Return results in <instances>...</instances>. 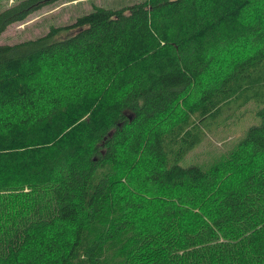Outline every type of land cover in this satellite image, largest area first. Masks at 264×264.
<instances>
[{
    "label": "trees",
    "instance_id": "trees-1",
    "mask_svg": "<svg viewBox=\"0 0 264 264\" xmlns=\"http://www.w3.org/2000/svg\"><path fill=\"white\" fill-rule=\"evenodd\" d=\"M58 1L6 7L0 35ZM262 1L94 7L0 45V264H264V162L233 168L264 154ZM247 107L227 155L185 162Z\"/></svg>",
    "mask_w": 264,
    "mask_h": 264
},
{
    "label": "rangeland",
    "instance_id": "rangeland-1",
    "mask_svg": "<svg viewBox=\"0 0 264 264\" xmlns=\"http://www.w3.org/2000/svg\"><path fill=\"white\" fill-rule=\"evenodd\" d=\"M20 0H2L0 2V11L5 9L8 6L13 5V3L17 4ZM142 0H60L55 5H50L44 7L33 14H31L25 21L21 23H17L14 25L9 26L1 35H0V45H12L15 43H19L22 41L33 40L37 37L45 34L50 27L64 25L67 23L72 22L75 18L82 15L83 13L90 12L94 7H102L106 9H118L126 5L133 4L135 2H140ZM144 1V0H143ZM247 2L244 5L243 15L249 10L254 9L263 10V7L260 4L263 2L259 0L260 4L254 5V0H246ZM248 7V8H247ZM252 19V18H251ZM250 18H247L248 22H253ZM261 38L257 40V46L260 43H264V33L261 34ZM229 43L223 45V47H228ZM256 46V48H257ZM230 47V46H229ZM255 48V49H256ZM253 49L252 51H254ZM224 54H219L222 56ZM228 60L227 58L223 57L221 60L218 61V67L220 64ZM225 65V63L223 64ZM220 68V67H219ZM218 69V68H217ZM222 69V68H220ZM223 70V69H222ZM215 72H211L206 78L213 77L212 74ZM52 76L55 77V74L52 72ZM201 78L199 83L201 85H207L206 82L208 81ZM201 88V87H199ZM203 89V88H201ZM258 122V118L254 112L252 107H247L244 111V117L241 119L239 123H230L226 127H224L219 133L215 132L212 134L206 135V140H203L202 143L197 146L193 151H191L186 159L185 162H192V163H201L203 164L206 162L214 153H226V155L238 144V142L242 138L241 130L242 128L248 127L250 125H255ZM238 139H240L238 142ZM240 159H238L233 168L234 170L240 172L243 167L236 165V163L240 160L241 163L250 164L252 167L260 166L264 162V154H255L250 148L248 149H240L239 150ZM182 164V163H181ZM127 171L122 172L119 175V181L123 182L126 180L128 176H126ZM227 173L224 171L222 174ZM229 176V175H227ZM138 175L136 176L137 179ZM223 182L231 183L234 180L230 179L225 176L221 178ZM23 192H27L24 190ZM160 191H154V193H159ZM166 194V192H164ZM6 195L7 193H3L2 195ZM160 194V193H159ZM1 195V194H0ZM190 191H183L182 195L178 198L186 199L189 197ZM173 199V198H169ZM179 211H185L184 207L179 203L177 206ZM141 228V225L138 226Z\"/></svg>",
    "mask_w": 264,
    "mask_h": 264
}]
</instances>
